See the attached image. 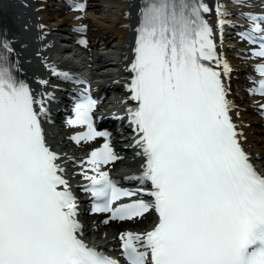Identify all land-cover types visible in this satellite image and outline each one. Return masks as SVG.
I'll return each mask as SVG.
<instances>
[{
  "label": "snow or ice",
  "instance_id": "6c2138e0",
  "mask_svg": "<svg viewBox=\"0 0 264 264\" xmlns=\"http://www.w3.org/2000/svg\"><path fill=\"white\" fill-rule=\"evenodd\" d=\"M209 11L203 0H149L141 11L130 117L141 134L142 179L151 183L153 202L113 208L138 193L117 188L100 170L117 159L107 142L88 161L97 173L85 174L88 190L103 200L94 211L113 220L158 214L144 235L121 234L128 264H264V175L241 147L221 73L205 63H221L203 16ZM259 39L254 54L264 57V35ZM5 62L0 57V264H119L79 237L76 198L45 142L36 101ZM223 67L227 75L226 61ZM258 71L264 77V65ZM259 83L264 95V79ZM94 106L91 99L77 104L69 121L88 127L73 137L77 143L108 135L92 126Z\"/></svg>",
  "mask_w": 264,
  "mask_h": 264
},
{
  "label": "bare ground",
  "instance_id": "6f19581e",
  "mask_svg": "<svg viewBox=\"0 0 264 264\" xmlns=\"http://www.w3.org/2000/svg\"><path fill=\"white\" fill-rule=\"evenodd\" d=\"M110 4H116L118 5L119 3L121 4V0H110ZM204 1V0H203ZM234 2H239V3H250L251 0H233ZM16 5L15 6H21V2L22 0H15ZM205 3V1H204ZM214 10L217 9H223V5L220 4L219 2H214ZM110 4L106 3V0H87V5L84 8V11H89V10H98V11H102L105 9V7L109 6ZM110 7V6H109ZM140 8V4L136 5V9L138 10ZM225 14H227L226 16H232V15H238L239 13L231 10V9H227L225 8ZM10 8V13H13ZM246 11V10H243ZM206 14V13H205ZM242 14V12H241ZM214 17L216 18H222V16H220L218 13H215ZM249 17H253V16H249ZM106 18V17H105ZM225 18V17H224ZM92 19V18H91ZM109 25L102 27L101 25H97V24H93L90 22L89 24V28H90V34L89 37L95 39L98 36H104V42L103 44H107L109 45V47L113 50L112 52H109V54L107 55H102L101 53H96L94 56L96 62L100 65H102L98 70H102L105 67H110L112 63L115 62L116 60V55H120V56H124L127 52V47H128V43L126 41V35H127V31L131 32L132 36L136 35V29H137V25H138V17L136 18V21L133 23L132 27H128V25L130 24V20L125 18L124 15H122L121 17H109ZM223 19V18H222ZM46 20H50L53 21L52 23H48L46 26L42 27V32H44V34H46L48 36V44H51L49 38L51 36H53V34H55L56 38H62V39H66V43H70L71 38L68 36V32L71 31L68 26H73L72 22L70 21L69 17L63 16L61 15L59 17V19L57 20H53V15L52 14H48L46 16ZM231 21V20H230ZM89 23V22H88ZM104 24V23H103ZM12 25V30L14 32H17V26L11 21L8 20V18L4 17V14L1 12L0 10V29L2 30V35H3V39L4 41V45H6V51H7V56L9 58V56L12 58V71L15 74V77L18 79L19 82H21V66L19 63V59L16 58V56L20 53V51L14 50L10 47V41L7 40V36L4 35V29H6V26H8L9 28H11ZM216 27L218 29H220L219 24H216ZM62 34V35H61ZM47 39H44V44L47 43ZM68 39V40H67ZM93 41V44H94ZM43 46V45H42ZM8 48V49H7ZM222 50V47H221ZM118 51V52H116ZM10 52V54H9ZM222 52V51H219ZM45 60L42 61V63L49 65L48 70L51 73V81L54 79H61L64 80L66 78V76L62 73V72H58L55 69H59L60 71V67L61 65H57L54 62H51L48 58L45 57V54L43 55ZM220 56V55H219ZM221 57V56H220ZM220 61L226 60L227 64L229 65L230 71L232 68L231 65V60L229 58H220ZM39 58L40 56H38V54L35 53L34 49L32 47H30L29 49V53L27 56V62L28 64L31 63L32 61H36L35 59ZM74 58L76 60H79V65L80 66H85L88 67V58H85L81 53H75ZM41 60V59H40ZM215 61H211V63H214ZM66 64H71V62H66ZM70 66V65H68ZM217 66V65H215ZM222 68V67H221ZM249 69V68H248ZM223 70V68H222ZM38 73H42L41 69L38 68L37 69ZM130 76H132V72L130 70ZM37 81V76L35 77L33 84L28 85L25 81L22 80L23 83H25L29 89L30 86L34 87L33 89H31L30 91H32V95L34 94V91H37V86L34 85V82ZM50 80H48V84L52 83ZM126 85H124L123 83H117V82H109L107 85L105 86H101L100 87V92H101V97H104L103 102L107 101L108 104L113 103L116 104V106H119L121 109L123 108H129L131 105H133L134 103L130 100L129 98V92H127V87H125ZM47 88H49L47 86ZM48 92H46L47 94ZM110 93H114L115 97L114 98H108L107 96ZM125 95H128V97H126ZM43 97V95H42ZM34 98V97H33ZM124 99V103H120L121 100ZM228 100L230 101L232 107L234 110V114L233 115H240V119L237 120L236 117L235 118V122L239 123V124H235L236 127V131L238 133V137L240 140L244 141L246 143L245 147L243 148V150L245 151V153L248 155L249 160L254 163V161H256L258 163L259 166H257V168L261 171L259 174L264 175V138L262 136V130H258L257 127H252L250 130H253L255 133V136H250V131L249 129L245 128L244 123L240 120H242V117L244 116V114L240 113V105L236 102L237 100L234 99L233 97L228 98ZM250 110V109H248ZM44 113V112H43ZM108 114V121H111L110 118L111 117V112L107 113ZM119 117L121 118L119 120L120 123H124L125 118H130V115L126 114L124 109L123 112L119 115ZM126 128V125H125ZM256 141H261L260 144H258V146L256 145V151L251 152V145L250 143L252 142V140ZM65 140V139H64ZM63 140V141H64ZM239 140V141H240ZM243 143V142H242ZM244 143V144H245ZM85 144L83 142L79 143L78 146H84ZM86 146H93L92 144L87 145ZM259 153V154H256ZM69 160L68 162H72L74 159H78L79 160H85L83 158H81L80 156L74 155V156H70L68 157ZM86 217H88L89 215L86 214ZM94 218V217H93ZM151 214H147L145 216H142L141 218L135 219L134 221L130 222V223H111L108 226H103L100 223L97 224L94 228H92V226H90L89 224H87L86 222L83 224L84 227L82 229L83 231V235L86 237H88L90 240H88L89 244H93L94 247H97L98 249H100L101 251L105 252V253H116L117 250V238L120 236V230H123L125 228L131 229L132 232H136V234H140L142 235L143 233V229L146 227V224L148 222H150L151 220ZM100 222V220L98 221ZM135 227H137L138 229H135ZM117 231V232H116ZM111 233V234H110ZM96 245V246H95Z\"/></svg>",
  "mask_w": 264,
  "mask_h": 264
},
{
  "label": "rangeland",
  "instance_id": "374dc122",
  "mask_svg": "<svg viewBox=\"0 0 264 264\" xmlns=\"http://www.w3.org/2000/svg\"><path fill=\"white\" fill-rule=\"evenodd\" d=\"M7 1V0H6ZM47 1V6H44V9L38 13V12H34L33 13V17L38 19V25L39 24H45L46 21L44 20V18L46 19V14H50L53 13L55 15L58 14H65L67 16H69L70 18L74 19L78 25L82 28L86 29V24L87 22H91L93 24H97V25H101L102 27L108 26L109 25V17H114V14L117 12L118 10V6L114 3V4H110V0H106V3L110 4L109 6L105 7V9L102 11H98V10H91L87 13H81V14H71L69 12V6L67 4H65V2L63 0H46ZM30 4V3H29ZM60 5H65V8H63L64 11H60L59 7ZM0 6L1 8L6 11V5L4 4L3 0H0ZM230 6V5H229ZM32 7H35L34 5H32ZM232 8V5H231ZM34 9V8H33ZM8 13V12H7ZM210 15V16H209ZM208 15V22H209V26L212 28V23L214 21V19L212 18L211 14ZM11 17V16H10ZM9 17V18H10ZM83 17V18H82ZM106 17V18H105ZM92 18V19H91ZM213 20H212V19ZM47 23H50L47 22ZM104 23V24H103ZM23 25V24H22ZM18 26V25H17ZM21 29V32L23 33H27V30L22 26V28H19V31ZM11 29H9V33H11ZM76 31H71V36L73 37V35L75 37L74 38V42L70 44V47L73 46H77L78 49L82 52H84V48L87 47V36L83 37L80 36L79 34L75 35ZM215 30H213V35ZM12 34H14L12 32ZM36 36L38 37L39 35H41L40 30L39 31H35ZM88 34V32H87ZM12 38V37H11ZM85 40V41H84ZM79 45H77V44ZM225 43L229 44V45H235L237 44V42L235 40L230 39V35H228L227 40L225 41ZM76 49V50H78ZM111 49V48H110ZM112 50V49H111ZM218 50V49H217ZM216 50V51H217ZM85 55V53H84ZM86 56V55H85ZM229 58H231L232 63L234 64L235 68H239V71H243L242 73H239L238 70L233 72L232 77L230 78L229 81H227L225 83V88H228L229 86V92H227V97H230L231 95H233V98L237 100L238 104L240 105V110L239 112L244 114V116L242 117V121L243 123H245V128L249 129L250 131V136H255V133L253 130H250L252 127H257L258 130H262L263 134V138H264V124H262L258 119L257 116L255 114V107H253V100L249 93V88H248V76L246 75V67L245 65L242 63V59L240 56V59L234 57V53L229 51ZM225 82V81H224ZM251 102L252 104L250 105ZM250 109V110H248ZM234 109H232L231 112V119L235 120L234 117H236L237 120H239L241 117L239 114L237 115H233ZM261 141H256L252 140V142L250 143V147H251V152L256 151V145L258 146V144H260ZM245 143V142H244ZM246 143L244 144L245 147ZM259 154V153H256ZM255 165H257V163H255Z\"/></svg>",
  "mask_w": 264,
  "mask_h": 264
}]
</instances>
